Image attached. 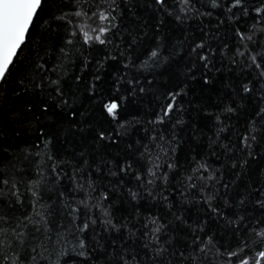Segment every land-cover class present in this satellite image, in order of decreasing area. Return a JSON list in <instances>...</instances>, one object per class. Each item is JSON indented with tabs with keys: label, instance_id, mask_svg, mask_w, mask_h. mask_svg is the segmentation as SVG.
Instances as JSON below:
<instances>
[{
	"label": "snow or ice",
	"instance_id": "6c2138e0",
	"mask_svg": "<svg viewBox=\"0 0 264 264\" xmlns=\"http://www.w3.org/2000/svg\"><path fill=\"white\" fill-rule=\"evenodd\" d=\"M0 264H264V0H0Z\"/></svg>",
	"mask_w": 264,
	"mask_h": 264
}]
</instances>
